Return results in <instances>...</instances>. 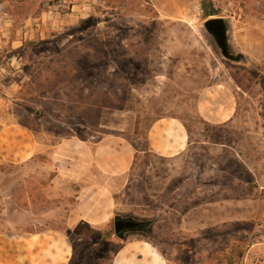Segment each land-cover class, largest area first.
<instances>
[{
    "label": "rangeland",
    "instance_id": "rangeland-1",
    "mask_svg": "<svg viewBox=\"0 0 264 264\" xmlns=\"http://www.w3.org/2000/svg\"><path fill=\"white\" fill-rule=\"evenodd\" d=\"M44 1L61 5L44 37L0 49V130L18 125L38 143L29 160L0 162V264H27L44 238L73 249L69 264H110L142 238L168 264L240 263L264 241V0ZM204 9L224 19L230 59ZM201 92L225 122H204ZM158 118L184 122L192 144L180 156L148 152ZM106 135H126L138 157L115 185L92 187L112 196L110 221L74 232L82 187L60 179L51 154ZM235 200L260 217L195 228L194 212ZM116 216L152 220L149 235L118 237Z\"/></svg>",
    "mask_w": 264,
    "mask_h": 264
},
{
    "label": "crops",
    "instance_id": "crops-1",
    "mask_svg": "<svg viewBox=\"0 0 264 264\" xmlns=\"http://www.w3.org/2000/svg\"><path fill=\"white\" fill-rule=\"evenodd\" d=\"M60 7L59 4L51 5L44 0H0V49L9 47L15 50L24 42L33 41L39 36L43 38L51 17L61 14L58 11ZM198 106L204 122L222 124L226 121L219 118V107L212 106L211 111L206 108V93H200ZM146 136L148 152L165 159L180 156L192 144L188 129L178 118L155 119ZM37 147L34 135L18 125L5 126L0 130V162L7 158L29 160ZM137 153L126 135H106L95 143L71 137L54 147L51 159L60 179L82 187L78 197L79 208L69 221L74 232H82V228H90L94 232L97 227L110 221V208L114 207L112 196L105 194L101 197L92 187L115 185V181L123 173L130 171L138 157ZM213 206L215 207L211 206L210 210L218 209L212 215L207 213L209 208L205 207L194 212L200 214L196 215L195 228L208 229L223 223H237L260 217V207L257 206V211L251 210L249 214L246 212L248 205L243 201L217 202ZM52 241L44 238L40 247L34 248L35 252L32 258L29 256L27 264H69L73 249L68 245L63 246L60 241ZM36 252L39 256H36ZM110 264L168 263L156 244L142 238L122 241L114 250ZM230 264H264V241L253 243L240 263Z\"/></svg>",
    "mask_w": 264,
    "mask_h": 264
},
{
    "label": "water",
    "instance_id": "water-1",
    "mask_svg": "<svg viewBox=\"0 0 264 264\" xmlns=\"http://www.w3.org/2000/svg\"><path fill=\"white\" fill-rule=\"evenodd\" d=\"M206 31L213 37L217 46L221 50L222 55L230 59L227 36V25L223 18L210 17L204 22ZM138 227V223L134 220H120L117 216L114 219V232L117 236L122 237L121 233L124 230H129Z\"/></svg>",
    "mask_w": 264,
    "mask_h": 264
},
{
    "label": "trees",
    "instance_id": "trees-1",
    "mask_svg": "<svg viewBox=\"0 0 264 264\" xmlns=\"http://www.w3.org/2000/svg\"><path fill=\"white\" fill-rule=\"evenodd\" d=\"M204 11H205L206 17L215 16L217 14V12L214 9H210V10H208V9L205 10L204 9ZM136 222L138 223V227L135 228V229H132V230L133 231H136V232H139V233H141V234H143L145 236L149 235V233H150V227H151L153 221L152 220H149V221H136Z\"/></svg>",
    "mask_w": 264,
    "mask_h": 264
},
{
    "label": "flooded vegetation",
    "instance_id": "flooded-vegetation-1",
    "mask_svg": "<svg viewBox=\"0 0 264 264\" xmlns=\"http://www.w3.org/2000/svg\"><path fill=\"white\" fill-rule=\"evenodd\" d=\"M120 220H131V219H127V218H120ZM136 222V221H135ZM137 228V227H135ZM135 228H132V229H135ZM132 229H129V230H124L121 235L124 236L125 234H129V233H139V232H136V231H133Z\"/></svg>",
    "mask_w": 264,
    "mask_h": 264
}]
</instances>
